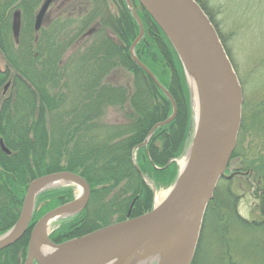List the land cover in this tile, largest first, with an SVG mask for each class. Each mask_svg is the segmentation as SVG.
Instances as JSON below:
<instances>
[{"label": "trees", "instance_id": "16d2710c", "mask_svg": "<svg viewBox=\"0 0 264 264\" xmlns=\"http://www.w3.org/2000/svg\"><path fill=\"white\" fill-rule=\"evenodd\" d=\"M196 1L231 58L214 13L205 1ZM43 2L0 0V139L10 151L0 147V235L18 221L34 179L69 171L89 183L91 195L85 209L52 229L50 239L60 244L123 221L129 211L130 217H136L152 210L154 194L144 176L158 188L174 181L177 166L169 161L180 157L187 145L191 104L174 46L139 0L132 3L145 33L135 55L171 93L177 106L175 119L152 134L153 126L173 113V104L131 56L140 27L126 0H68L55 19L36 31L34 19ZM17 11L21 21L15 37ZM122 71L131 74L130 85L116 83ZM250 75L261 76V99L251 97V83L240 75L242 122L229 168L236 162L239 170L252 173L259 215L250 221L240 216L237 195L226 189L223 199L218 185L191 264H264V255L261 261L246 258L239 249L242 232L264 233V60ZM113 108L122 113L123 121H106ZM245 144L251 146L249 151ZM258 146L261 149L251 154ZM222 181L229 185L230 178L218 184ZM74 198V185L41 192L26 233L0 250V264H24L38 220ZM261 247L264 250V241Z\"/></svg>", "mask_w": 264, "mask_h": 264}, {"label": "water", "instance_id": "95a60500", "mask_svg": "<svg viewBox=\"0 0 264 264\" xmlns=\"http://www.w3.org/2000/svg\"><path fill=\"white\" fill-rule=\"evenodd\" d=\"M53 0H45L37 14L35 28L39 29ZM162 28L182 62L188 83L186 62L193 64L200 85L202 109L196 118L191 158L165 199L151 211L99 228L61 244L51 241L48 226L64 216L82 211L91 195L89 183L80 175L61 171L34 179L26 192L20 217L16 224L0 236V250L13 245L26 233L35 208L36 197L54 185H76L78 198L46 213L35 224L25 264H191L199 243L206 209L237 146L242 122L243 90L239 77L209 16L196 0H139ZM139 24L140 32L131 46L133 60L166 93L173 104V113L153 126L174 120L176 103L154 73L135 55L134 48L144 36V26L126 0ZM20 12L14 14L15 37L20 30ZM10 83H7L5 89ZM190 85V84H189ZM148 143V139L143 145ZM0 147L10 151L0 139ZM140 170V169H139ZM48 247L52 252L40 257L39 251Z\"/></svg>", "mask_w": 264, "mask_h": 264}, {"label": "rangeland", "instance_id": "374dc122", "mask_svg": "<svg viewBox=\"0 0 264 264\" xmlns=\"http://www.w3.org/2000/svg\"><path fill=\"white\" fill-rule=\"evenodd\" d=\"M67 1L68 0H53L49 8L46 11V14L44 15L40 28L39 29L35 28V30L39 31L41 27L43 26V23L49 22L53 18L55 19L58 15V12L61 11V8L65 9V7L67 6ZM203 1H205V3L207 4V7L209 8V10H211L214 13L215 20L217 21L222 34L227 40V46L230 50L229 52L231 54V58L234 64L236 65V68L239 69L238 72L240 73V75L246 76L245 79L246 80L248 79V82L251 83V90H250L251 97H254L256 99H261V85H259L261 84V76L255 75V77H251L250 73L253 70L260 69L261 62L264 60V0H203ZM41 6L39 7L36 13V16L34 19L35 21H36L37 14L39 13L41 9ZM34 26H35V22H34ZM136 46L134 48V52H135ZM1 64L2 66L4 65L3 61H1ZM238 72L236 71L239 77L240 75ZM186 81H187V85L189 89L190 104H191V123H190L191 129H190V133L188 136L187 145L185 147L183 154L180 157L174 158L173 160L169 161V163L174 161L177 166V175L174 181L170 185L166 187L158 188L155 185V183L147 175L144 176L146 183L150 186L154 194L153 208L158 205L157 199H156L157 194L159 195L163 194L164 198L167 197L172 186L177 181L179 172L181 169L180 161L187 157L192 141L195 136L196 115H195V110L193 107V92H192L191 86L189 85L190 83H188L187 77H186ZM131 82H132V76L127 71H122V72L117 73L116 83H119L122 85H130ZM254 87L255 89L252 90ZM8 88L5 89L4 87L3 96L6 95ZM123 120H124V116L122 115V113H120V111H117L114 108L109 109L106 115V121L121 122ZM245 147H246L245 149L249 151L251 146H249V144H245ZM260 149H261V146H258V149L257 150L253 149L251 154L255 153V151L256 152L259 151ZM134 163H136L137 165L136 156H134ZM137 167H138V171L141 172V170H139L140 168L138 165ZM227 168L228 169L226 170L225 174L230 177V183L229 185H227L228 181H222L220 184H218L219 188L217 191L219 195H222L223 199H225L223 194H226L225 190L229 189L235 195H237L236 196L238 199L237 210H238L239 215L249 221L257 219L259 215L258 206H259L260 200L256 198L257 196L254 194L255 189L252 186L253 184L251 182V180L253 179L252 173L239 170V166L238 164H236V162H232V165L230 166V168H229V163H228ZM239 177H243V179ZM63 186H67V185L58 184V185H54L52 188H59ZM74 186H75V198H78L79 193H80V188L77 187L76 185ZM215 191H214V196L212 200L215 197V194H216ZM70 217L71 216H64L62 218H59L51 222L50 225L48 226L49 237H50V233L52 229L55 226H57V224H59L62 220H66L67 218H70ZM239 240L241 241L239 249L245 253L246 258H251V259L255 258L261 261V257H263L264 255V250L261 247V242L264 241V233H261V231L256 234L249 233V232H242L240 234ZM240 259L242 258L240 257ZM34 264H38V263L35 261ZM138 264H147V262L146 260H144V261L139 262ZM155 264H156V261H155Z\"/></svg>", "mask_w": 264, "mask_h": 264}, {"label": "bare ground", "instance_id": "6f19581e", "mask_svg": "<svg viewBox=\"0 0 264 264\" xmlns=\"http://www.w3.org/2000/svg\"><path fill=\"white\" fill-rule=\"evenodd\" d=\"M186 68H187V73H188V78H189V83L193 92V107L195 110V115L197 118V121L199 123L200 121V113H201V109H202V99H201V95H200V85L198 83V78L196 77V73H195V68L193 66L192 63H188L186 62ZM191 150L189 151L187 157L183 160L180 161V166L182 168V170H184L187 165L190 162V158H191ZM81 194V189H80V193L79 196ZM163 194H157L156 199H157V204H160L165 198L163 197ZM52 252V250L48 247H43L40 251H39V256L40 257H46L48 256L50 253ZM113 261L106 263V264H112Z\"/></svg>", "mask_w": 264, "mask_h": 264}]
</instances>
